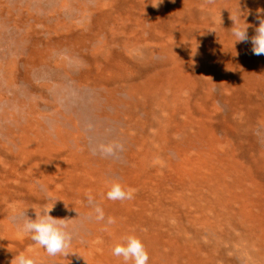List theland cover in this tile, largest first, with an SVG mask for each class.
Masks as SVG:
<instances>
[{"label": "rangeland", "instance_id": "rangeland-1", "mask_svg": "<svg viewBox=\"0 0 264 264\" xmlns=\"http://www.w3.org/2000/svg\"><path fill=\"white\" fill-rule=\"evenodd\" d=\"M25 1L33 0H16L11 11L0 5V10L10 17L7 25H0V38L9 40L20 35L24 39L18 66L29 71L35 80L54 74L72 77L70 72L75 64L64 67L53 58L46 59L55 52L66 59L77 56L80 59L78 62L76 59L78 77L72 79H79V88L70 79L66 88L79 89L80 100L76 101L81 105L93 88L101 90L98 103L80 107L81 118H74L82 122L83 131L88 133L97 122L103 128L116 123L140 125L130 133V143H120L124 150L115 157H102L99 153L94 156L91 150L89 157L85 156L87 151L80 149L81 159L75 160L78 169L89 168L100 188L105 185L110 188L116 182L128 190L125 183L133 184L134 188H130L134 190L133 198L147 193L146 186L152 185L147 181L162 175L158 170L165 166L167 169L168 159L173 161V175L184 178L190 173L199 174L205 166L225 175L222 184L223 179H231L229 172L234 171L235 182L238 176L243 178L242 190L238 192L234 183L221 186L222 197L217 201H221L220 204L235 201L236 207L245 209L248 213L245 225L248 223V229L251 226L250 231L264 242V55H254L251 43L264 19L259 12L261 7L264 9V0H162L161 3L159 0H110L108 6L105 2V8L91 13L87 30L75 25L76 15L68 7L52 8L53 0H35L41 2L42 11H34L32 6L21 10ZM214 8L221 11L217 13ZM20 11L23 17L18 14ZM22 19L28 27L21 25ZM234 22L239 27H247L248 41L234 45L231 36ZM64 24L68 26L63 28ZM123 26L128 31L118 33ZM92 45L99 46L92 50ZM233 67L245 77L236 80ZM260 72L263 75L259 77ZM82 80L86 84H80ZM50 83L39 81L37 86L35 82L28 89L34 95L44 92L37 106L51 108L53 103L45 99L50 98V92L41 86L46 84V88H52ZM178 97L182 98V104ZM162 101L176 105L166 110L165 130L157 132L151 110ZM2 104L1 100L0 106ZM146 114L149 115L145 117ZM101 144H108V139ZM152 151L167 159L165 166L159 167L150 161ZM42 154L31 152L30 157L41 160L46 166L51 159L62 155L59 150ZM46 168L52 171L50 164ZM165 173L168 176L167 170ZM62 176L63 171L58 170L53 177ZM74 179L72 188L82 191L78 181L85 178ZM62 192L60 186L43 193L40 190L17 192L1 185L0 216H5L10 208L8 198H12L14 204L18 203L16 216L26 212L27 216L34 213L29 218H35L45 200ZM184 209L188 217L198 214L193 208ZM49 214L54 218L55 213ZM21 222L10 221L9 226L17 228ZM7 238L8 233L0 238V261L2 255H10L33 243L24 236L15 238L12 243H7ZM227 259L228 264H238L234 253L229 252ZM254 263L263 264L261 260L249 262Z\"/></svg>", "mask_w": 264, "mask_h": 264}, {"label": "bare ground", "instance_id": "bare-ground-1", "mask_svg": "<svg viewBox=\"0 0 264 264\" xmlns=\"http://www.w3.org/2000/svg\"><path fill=\"white\" fill-rule=\"evenodd\" d=\"M1 1L3 0H0L1 7L9 11L17 4L16 0H5L4 3ZM17 1L22 2L23 0ZM53 1L52 8H56L57 5L59 9L68 7L76 15L75 25L86 28V30L88 24H91V13L102 7L105 8L104 3L107 2L108 6L110 2V0ZM24 4L21 10L31 6L36 12L43 10L41 2L38 3L35 0L30 3L25 1ZM214 9L217 13L221 11V8ZM262 10L264 9L261 7L259 12L261 16H264ZM15 13L17 14L16 10ZM260 13L258 17H261ZM18 14L24 16L23 11ZM20 16H18L19 19ZM9 18L8 13L0 10V25H7ZM20 22L26 28L27 22L23 19ZM67 26L64 24L63 28ZM126 26L120 28L121 31L117 30L118 33H126L128 31ZM23 40L20 35L9 40L5 37L0 38L2 51L0 54V101H3L0 106V165H4L0 167L2 171L0 172V186L13 188L17 192L40 190L43 193L52 192L56 186L62 187L63 192L45 200L43 207L56 202L50 213H55L54 218L57 219H69L68 230L73 233V255L67 256L65 258L67 261H61L59 258L48 257L42 249L32 243L20 247L10 255L7 253L2 255L0 264H11V260L19 253L33 257L37 264H122V258L114 257L111 249L121 243L122 238L127 235H135L143 242L149 255V264H228L229 252L235 254L238 264L241 262L249 264L251 260H261L264 264V242H260L257 236L250 231L251 226L250 230L248 229L246 226L248 223L245 225L244 218L248 216L247 211L236 207L235 201L227 200L221 204L219 203L221 201H217V198L222 197L221 186L225 187L228 183L230 185L234 183L238 192L242 190L243 178L238 176V181L235 182L234 171L229 172L232 173L231 179L228 181L223 179L222 184L221 180L225 175L205 166L195 176L190 173L187 174V178L179 177L173 175L171 165L173 161L152 151L149 153L151 162L157 163L160 167L165 166L164 161L167 160L168 166L167 169L165 166L158 170L162 172V175L153 176L147 181L152 184L146 186L147 193L126 201L108 200L106 193L110 188L106 185L100 188L96 184L98 179H94L89 172L90 169H78L75 160L81 159L80 149L87 151L85 156H91L88 152L97 146L93 141L101 144L108 139V144L130 143V133L135 132L140 125L130 123L125 126L116 123L113 127L103 128L102 124L97 122L92 125L88 133H85L82 122L80 120L76 122L74 118H81L82 109L80 107L98 103L101 90L96 91L93 88L87 95L85 103L82 101L83 105L79 104L76 101V99L80 100L77 93L79 89L66 88V85L70 84V79L75 82L74 86L79 88V79L73 80L72 78L73 76L78 77L75 72L76 63L80 59L74 55L66 59L64 55L59 56L58 52L46 60L50 61L53 58L57 64L64 67L75 64L70 72L72 77L54 74L49 78L41 77V80L39 78H37L38 81L35 80L36 78L28 73L29 71L18 66L17 58L21 54ZM98 46L92 45V50ZM255 64L256 61H253V65ZM234 73L236 80L245 77L236 68ZM258 75L260 77L263 73L260 72ZM39 81L47 84L51 81L50 84H53L52 88H46V84L41 85L50 92V98L45 99L55 104H50V109L36 105L38 100L42 101L44 92L34 95L28 90L35 82L38 86ZM80 84H86L85 80H82ZM68 94L71 98L67 96ZM180 94L181 92L178 96ZM179 98L177 99L182 104V98ZM157 105L156 109L151 110L153 121L156 126L155 130L163 132L167 126L166 110L173 109L176 103L162 101ZM96 119L99 121L98 118ZM157 144L155 141V145ZM55 150L62 153L61 157L51 159L46 166L41 163V160L30 157L31 152L32 154L34 152L46 154ZM49 164L52 171L46 168ZM58 170L63 171V178L53 177ZM166 170L168 176L165 173ZM75 177L85 178L78 181L79 185L82 184L79 186L82 191L72 188L75 185L73 182ZM125 184L128 189L134 188L131 183L130 186L128 183ZM88 194L94 197L93 205L88 204ZM7 202L10 208L7 209L5 216H0V238L8 233L6 242L12 243L15 238L18 239L22 235L18 228L9 226V222L14 221L13 217H18L16 216L18 215V203L14 204L15 201H12V198H8ZM94 206L103 209L104 221L97 222L94 219ZM184 208H193L198 214L188 217L185 214L188 211ZM89 214L92 215L91 219L88 218ZM260 215H258L259 219ZM29 216H34V213ZM109 217L115 220L114 224H107Z\"/></svg>", "mask_w": 264, "mask_h": 264}, {"label": "clouds", "instance_id": "clouds-1", "mask_svg": "<svg viewBox=\"0 0 264 264\" xmlns=\"http://www.w3.org/2000/svg\"><path fill=\"white\" fill-rule=\"evenodd\" d=\"M162 0H159L161 3ZM158 3V4H159ZM231 36L233 37L234 45L240 42L249 40L247 35V27H239L235 24L231 28ZM252 53L254 55H264V20L256 28V34L251 38ZM123 145L120 143L100 144L91 149L92 155H101L102 157H115L118 152H122ZM134 190H125L121 184L113 182L110 189L106 193V198L110 201H126L133 199ZM89 205L94 204V197L91 194L87 195ZM56 202L50 205H45L36 218L30 219L26 212L20 213L18 217H13V220H21L17 224L19 233L31 239L34 245L42 249L48 257L59 258L61 261H67L65 258L73 255V233L68 230L69 219L53 218L49 213L53 210ZM94 219L97 222L105 220V214L101 207L94 206ZM89 219L92 215L89 214ZM115 220L108 218L107 224H114ZM111 254L114 257L122 258V264H149V255L146 251L143 242L135 235H127L122 238V242L116 244L111 249ZM11 264H37V261L24 253L17 254Z\"/></svg>", "mask_w": 264, "mask_h": 264}]
</instances>
